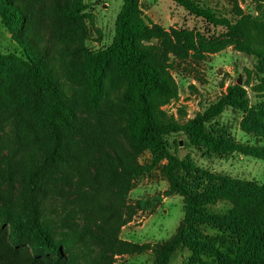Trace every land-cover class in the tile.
<instances>
[{
    "label": "trees",
    "instance_id": "trees-1",
    "mask_svg": "<svg viewBox=\"0 0 264 264\" xmlns=\"http://www.w3.org/2000/svg\"><path fill=\"white\" fill-rule=\"evenodd\" d=\"M116 20L112 44L98 52L85 51L81 62L78 95L54 73L50 64L49 47L39 48L31 36L23 33L31 16L32 3L23 0H0L3 24L17 36L27 58L0 53V94L8 101L34 114L48 140L43 160L26 170L23 183L29 189L25 224L18 223L14 245L0 247V264H71L62 246L57 244L41 220L36 192H41L48 180H54L60 165L79 173L76 151L89 143V128L81 122L80 113L103 114L108 93V80L117 76L119 93L116 98L125 110L124 134L128 140L126 161L115 151L105 153L106 166L116 195L130 190L131 181L160 170L170 184L168 195L184 199L185 217L176 235L162 245L133 244L121 241L118 232L131 218L114 217L118 202L101 200L92 216L94 228L85 232L101 243L102 257L112 252L136 254L153 250L154 264H171L180 249L190 253L187 264H264V184L214 174L193 162L191 157L180 159L170 152L168 138L184 133L200 150L220 157L239 153L264 161V23L247 15L237 0L232 3V17L218 11L205 0H172L188 13L215 27L227 29L230 43L259 60L262 102L251 108L243 86H231L226 95L188 124L169 119L157 101L171 100L177 86L169 72L170 65L197 59L194 34L188 30L166 31L159 24L147 23L139 0H122ZM80 0H53L52 9L62 20L71 21L80 12ZM22 28V29H21ZM258 38V40H257ZM156 41V45L147 42ZM173 57L175 61L170 64ZM227 108L243 112L242 130L257 137V144L238 142L216 119ZM149 151L151 160L144 164L139 158ZM166 162V163H164ZM65 175V174H63ZM64 180H68L67 176ZM75 184L71 183L70 189ZM227 202L231 209L220 213L213 209ZM139 209L148 203L140 202ZM105 209V210H104ZM132 209V208H131Z\"/></svg>",
    "mask_w": 264,
    "mask_h": 264
},
{
    "label": "rangeland",
    "instance_id": "rangeland-1",
    "mask_svg": "<svg viewBox=\"0 0 264 264\" xmlns=\"http://www.w3.org/2000/svg\"><path fill=\"white\" fill-rule=\"evenodd\" d=\"M32 5L30 20L23 25V33L31 36L39 48L49 47L50 64L57 78L79 95L81 62L85 51L98 52L109 47L115 37L116 20L122 9V0H80V12L71 21L62 20L52 9L53 0H23ZM222 14L232 17L229 0H205ZM247 15L264 23V0H237ZM147 21L171 29L193 32L196 49L187 63L168 69L177 86V95L171 100L157 101L158 108L176 122L188 124L209 106L227 94L234 85L243 86L251 108L263 101L258 57L240 51L230 43L227 29L215 27L191 15L172 0H139ZM258 40V38H257ZM156 45V41L147 42ZM0 53L16 54L27 58L26 50L2 21L0 15ZM175 61L173 57L170 64ZM108 93L103 114L80 113L81 122L89 128V143L76 151L74 168L81 175L60 165L55 179L41 192L35 193L41 220L48 227L55 242L63 247L71 264H154L153 250L136 254L112 252L102 257L103 246L85 232L93 227L92 216L98 221L100 201H117L118 213L114 217L131 222L118 232L121 241L133 244L162 245L172 239L185 217L184 199L168 195L169 182L160 170L131 181L130 190L116 195L106 166L105 153L115 151L126 161L128 140L124 134L125 110L116 96L121 80L115 74L108 80ZM244 114L227 108L216 119L241 143L255 145L257 137L242 130ZM170 152L185 159L191 157L196 166L214 174L264 184V161L236 153L226 158L207 153L192 145L187 135L178 133L168 138ZM48 140L35 118L26 108L8 101L0 94V247L14 245L15 232L22 231L18 223L25 224L30 204L29 189L23 178L26 170L43 160ZM149 151L143 153L139 163L151 160ZM166 163V162H164ZM65 174V175H63ZM67 176L68 180H64ZM71 183L75 187L70 189ZM146 202L144 209L139 203ZM132 208V209H131ZM213 209L227 213L231 205L220 202ZM105 210V209H104ZM94 228V227H93ZM190 253L180 249L171 264H187Z\"/></svg>",
    "mask_w": 264,
    "mask_h": 264
}]
</instances>
